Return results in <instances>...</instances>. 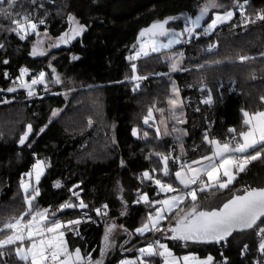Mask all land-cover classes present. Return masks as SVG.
<instances>
[{
    "label": "trees",
    "instance_id": "1",
    "mask_svg": "<svg viewBox=\"0 0 264 264\" xmlns=\"http://www.w3.org/2000/svg\"><path fill=\"white\" fill-rule=\"evenodd\" d=\"M218 2L236 12L234 21L211 33L210 38L202 37L189 45L184 43L182 71L175 75L170 74L161 55L138 61L129 57L136 53L141 30L168 17H179L170 21L169 29L180 32L184 28V16L194 18L205 0H36L35 4L31 0H18L16 10L29 14L37 23L43 19L45 23L38 24V31L53 39L70 29L69 15L87 26L70 49H56L37 59L31 57L36 34L21 40L7 31L10 21L0 16V44L4 45L0 49V89L3 90L0 101L28 95L23 87L5 79L6 71L13 77L21 68L32 73L43 71L53 90L49 96L0 103V226L27 209L25 196L31 197L34 192L25 194L21 182L39 159L49 161L50 167L36 187L40 194L33 201L34 209L48 208L50 213L56 210L57 218L67 222L78 219L81 209L59 212V205L66 201L78 204L82 199L88 205L85 210L92 214H96L95 208L108 205L106 210L111 216L100 227L84 226L81 238L68 234L72 251L80 248L83 255L92 253L93 264L97 260H102V264H119L125 257L138 258L139 249L154 242L150 233L142 237L135 231L147 217L136 205L137 197L147 193L154 199L155 178L167 182L180 170L181 163L211 155L213 146L204 140L206 132L209 140L228 141L233 135L229 129L235 128L237 134L246 130L243 112L264 111V21L256 18L264 11V0H248L246 4L239 0L246 8L245 17L255 21L246 26L239 21V9L232 7L234 0ZM224 10L212 11L223 13ZM211 16L210 12L206 22H210ZM237 26L240 28L235 29ZM182 39L186 42L187 36ZM209 45L217 48L209 50ZM73 56L79 59L73 60ZM241 56L249 59L241 61ZM4 60L9 62L5 64ZM133 64L136 73L132 71ZM134 75L147 79L134 80ZM57 76L60 83L55 82ZM171 79L178 83L187 115L185 157L179 155L174 139L156 134L155 111L167 108ZM64 84L74 85L69 100L59 91V86ZM13 86L17 90L9 93L7 89ZM209 94L212 103L204 104L202 101ZM150 109L152 117L145 124ZM54 110L61 111L57 118L52 115ZM29 124L33 131L25 144L20 145V137ZM45 125L47 128L40 133ZM134 128L136 136L132 135ZM144 132L148 133L147 137ZM158 154L169 156L168 177L163 175V162ZM145 171L153 176L152 181L143 177ZM57 182L60 187H56ZM262 187L264 159L251 162L223 193L229 199L246 188ZM191 207L192 203L187 202L175 213L182 215ZM176 218L172 215L171 220H166L164 230ZM111 223L126 232L119 233V238L101 257L104 233ZM261 239L255 229L235 234L221 245L182 244L173 239L164 242L178 256L194 255L204 260L211 255L213 264H224L225 260L227 264H257V261L264 264V256L258 250ZM244 245H248L247 251ZM0 259L4 264H26L15 255V246L5 249ZM145 259L149 264L162 263L157 257Z\"/></svg>",
    "mask_w": 264,
    "mask_h": 264
},
{
    "label": "snow or ice",
    "instance_id": "2",
    "mask_svg": "<svg viewBox=\"0 0 264 264\" xmlns=\"http://www.w3.org/2000/svg\"><path fill=\"white\" fill-rule=\"evenodd\" d=\"M33 4L36 0H31ZM245 4L248 0H244ZM18 0H0V16L9 20L10 24L7 31L15 33L21 40L26 39L30 33H35L39 37L38 24H44L45 21L40 19L38 23L32 19L29 14L18 12L17 9ZM41 7L43 5L41 4ZM233 8L241 9L240 16L242 17L241 23L245 26L249 23H255L251 17H245L243 4L239 3V0H234ZM225 9L223 13L219 11L213 12L214 9ZM210 22H206V26L202 24L205 21V17L209 16ZM236 12L227 5L221 4L218 0H205V3L199 7V12L193 18V16H184V28L182 31L177 32L170 30L166 27L170 21L179 19V17H168L163 21L154 22L149 28L141 30L139 36L144 37L146 34L149 36L147 45L141 44L140 51L135 53V56L129 57L130 60L137 59L143 54L148 55L145 50L146 47H150L152 52L159 51L160 49H171L173 45L181 43V38L187 36V42H191L193 38H199L197 29L203 27V34L209 35L213 33L216 28L221 25L232 21ZM260 21H264V11L257 14L256 17ZM68 20L75 25L70 29V32H64L58 41L52 46L58 47L60 43L67 44L76 37L81 36L86 30L87 26L79 23L72 15L68 16ZM47 35V33H45ZM159 37H167V43L158 42ZM43 41L37 40L33 45L31 55H45V51L39 50L38 46ZM215 47V45H209V50ZM4 48L3 44H0V49ZM183 57V53L179 54ZM73 60L79 59V57L73 56ZM241 61L249 59L247 56H241ZM171 65L173 71L177 70L180 63L179 60H175ZM9 61L4 60L3 63L7 64ZM27 68L20 69V76L17 77L21 81L20 86L28 90V96H33L34 92L32 86L44 83L45 72L41 71L38 76L31 80V83L23 81V77L28 74ZM55 68H52V72L55 73ZM133 73H136V65H132ZM7 78V73H5ZM134 80L147 79L146 76L134 75ZM56 83H60L59 76L56 77ZM15 84V81L13 82ZM139 87V85H137ZM17 89L15 86L9 87L7 91L9 93L15 92ZM0 91H3L0 89ZM173 91L179 95L178 90L173 87ZM264 99V98H262ZM204 104H211L212 97L209 94L208 98L202 101ZM0 103H9L8 100L0 101ZM171 105H177L178 100L170 99L168 101ZM163 111V110H161ZM199 111V109H197ZM53 116L57 115V110L52 112ZM245 117L243 123L246 126V130H241L237 134L235 128L229 129L232 133L230 140L221 142L220 140H209V135L206 132L204 134V140L209 144L214 145V149L211 155H205L199 160H193L191 164L181 163L180 170L175 171V179L178 181V186H174L171 182H164L161 178H153L148 171L143 172V177L152 181L154 179L155 185L158 186L160 193L173 195L168 196L165 199H156L149 201L147 193L142 194V199L145 203L154 205V212H149L147 216V223L142 224L141 227L135 229L136 233L144 235L148 232L153 234L156 232L162 235H167L161 226V222L164 220H171L172 215H176L174 224H169L167 232L171 233V239L183 241L186 244L188 242L193 243H211L220 242L226 240L228 237L236 231H243L246 229H257L258 235L261 236V242L259 243L258 250L262 256H264V227L260 225L264 224V187L262 188H246L242 194H235L229 198L220 207L211 208L209 210H200L196 204L198 199V193L205 192L206 189L216 187L217 189H228L230 185L237 179L239 173L245 172L247 166L256 160L264 159V111H258L255 113L243 112ZM152 117L151 109L148 112V116L145 117L144 123L148 124L149 118ZM184 120H179V123H184ZM51 123V120L49 121ZM47 125L40 129V133H43ZM33 131L31 124L27 125V131L20 137V145H24L29 135ZM173 131H179L173 129ZM157 136L160 135V130H156ZM186 135V133H183ZM132 135H137V129L132 130ZM147 137L148 133L143 134ZM238 136V138H237ZM179 139V137H178ZM234 142V143H233ZM183 151V149H181ZM160 155V154H158ZM160 159L163 162V175L168 177L170 175L169 170V156L160 155ZM207 162V163H205ZM123 164V161L121 162ZM193 165H196L193 167ZM44 161L37 159L33 165L35 170V178L37 183L40 180L43 171ZM153 171H156L153 169ZM190 173V174H189ZM25 175L31 176L32 173H26ZM206 175L207 180L203 177ZM57 183L56 187H59ZM21 187L25 193H28L29 184L21 182ZM39 195V191H35V195L31 197L25 196V203L27 209L21 213L19 217H12L5 221L0 226V258L4 256V250L15 246V255L21 261H25L26 264H93L91 256L89 255L87 260L81 254L80 248H75L74 253L68 248L67 242L64 238L65 232L62 229L67 226H72L73 230L76 225H79L81 219L68 220L62 222L57 218V211L45 208L38 210L33 208V201L36 196ZM73 195L78 196L77 193ZM190 197L192 202L191 209L180 215L174 212L180 204ZM139 202V201H138ZM81 210L87 209L88 205L84 203L82 199L79 203H73L66 201L59 205V212H64L68 209ZM107 204L101 206V208H95L94 211L97 216L107 215ZM123 214V213H122ZM30 217V219H29ZM89 219H91L89 217ZM115 227H108L105 230L103 241L104 247L101 249L100 255L104 256L105 251L111 247L112 230ZM25 241L29 242L27 248L22 247ZM19 242V243H18ZM158 245V247H156ZM248 245H244V250L247 251ZM141 257L155 256L157 254L161 256L171 257L166 261V264H180V259L173 256L168 250L167 245L160 243V240H155L152 244H148L146 247L139 249ZM183 264H213L214 258L209 255L204 260H199L195 256H184L182 258ZM0 264H4L0 259ZM95 264H102V260L95 261ZM120 264H136L134 261L122 260ZM141 264L143 261L141 260ZM227 264V261H224ZM259 264V261H257Z\"/></svg>",
    "mask_w": 264,
    "mask_h": 264
},
{
    "label": "crops",
    "instance_id": "3",
    "mask_svg": "<svg viewBox=\"0 0 264 264\" xmlns=\"http://www.w3.org/2000/svg\"><path fill=\"white\" fill-rule=\"evenodd\" d=\"M207 19H208V16L205 17V21H203L202 23L205 24ZM147 39H149V37L145 38V40H147ZM158 39L160 41H163V43H167V39L168 38L164 37V38H158ZM184 43H185L184 40L181 38V43L173 45V47L171 49H160L159 51L152 52L151 48H148L146 50L148 52V55L147 56H142V58L140 57V59H137V60H142V59L148 58V57H150L152 55H161L162 60L164 61V63L168 65V68L170 70V74L171 75L178 74V73H180L182 71V66H183V62H184V59H185L184 52H183V49H182V47L184 46ZM180 53H183V57H181L179 55ZM173 58L175 60H179L180 61L179 65H178V68L175 71H173L172 68H171L172 63L174 62ZM170 83H171V86H170V97H169L168 101L170 99H176V100H178V104L174 106V105L169 104L168 101H167V108L166 109H157L155 111L156 116H157V129L160 130V135L161 136H163L165 138L174 139L178 143V146H179L178 147L179 155L181 157H185L186 156V151H185V147H184V142L188 138V132L185 129V126L187 124V115H186V112L184 110V102H183V99H182L181 92H180V89H179L177 81L175 79H171ZM174 86L179 92L178 96L173 91V87ZM161 110H163V111H161ZM181 119L184 120L185 122L184 123H179V120H181ZM173 129H177L179 131H173ZM183 133H186V135L183 134ZM178 137H179V139H178ZM212 146H213V149H214L215 146L214 145H212ZM181 149H183V151ZM44 163H45L46 171H47V169L50 167V163H49V161H47V162L44 161ZM191 163L192 162L186 163V164H191ZM205 163H207V162H205ZM195 166L196 165H193V167H195ZM33 171H34V169L31 170V172H33ZM46 171H45L43 177L45 176ZM205 177H206V175H205ZM40 182H39V184H40ZM167 182H171V183H173L174 186H178V181H176L175 175H174L173 179H171V180H169ZM57 183H59V182H57ZM57 183H56V185H57ZM39 184H37V186ZM59 185H60V183H59ZM232 185H230V186H232ZM37 186H33L31 191L34 192V190H36ZM155 186L157 188V193H156V196L154 197V200H156V199H161L162 200V199L168 198V196H170V195H173L172 193H169V194L160 193L158 186L157 185H155ZM226 190L227 189H217V188L213 189V187L209 188V189H206L205 192L198 193V199H197L196 202H199L204 197H211V196H213L215 194H225L223 192H225ZM37 198H38V196H37ZM227 200H228V196H227V194H225L223 196L222 200H220V202L218 201L214 205H210L211 207H206L205 204H200L199 208H200V210H209L211 208L220 207ZM187 202H191V199L188 198L182 204H186ZM151 210H153V212H154V206H153V208ZM146 216H148V215H146ZM156 234H157L158 237H160V233H156ZM146 235H140V236L144 237ZM154 238H155V240H157L156 237H154ZM91 254L92 253L85 254V256H84L85 259L87 260L88 256L89 255L91 256ZM190 256H194V255H190Z\"/></svg>",
    "mask_w": 264,
    "mask_h": 264
},
{
    "label": "rangeland",
    "instance_id": "4",
    "mask_svg": "<svg viewBox=\"0 0 264 264\" xmlns=\"http://www.w3.org/2000/svg\"><path fill=\"white\" fill-rule=\"evenodd\" d=\"M235 16H236V15H234L232 21H230V22H228V23H225V24H221V25H219L213 33H215L217 30L223 28L224 26H227V25L231 24V23L234 21ZM78 22H79V21H78ZM72 27H75V25L72 24V23L70 22V29H71ZM70 29H69L68 32H70ZM37 31H38V29H37ZM38 32H39V31H38ZM45 33H46V32H40V33H39V37L36 35V36H35V39H34V43H33V45L36 44V42H37L38 39L41 40V41H43V43H42L41 45L38 46V51H39V50H43V51H45L46 54L43 55V56H41V55H37V56H33V55H31V57L34 58V59H37V58H43V57L47 56L48 54H50L52 51H54V50H56V49H62V47H65V45H67V46H68L67 48L70 49L75 43H77V42L80 40V38H81V36H82V35H81V36L76 37V39L71 40V41H70L69 43H67V44L60 43L58 47H54V46H52V45L55 44V43L58 41V39H53V38H51L48 34L45 35ZM213 33H212V34H213ZM34 35H35V33H30V34L27 36V38H26L25 40H27L28 38H30V37H32V36H34ZM148 41H149V39L143 41L142 43H139L136 52L140 51L141 44H145V45H147ZM158 42H162V43H163V41H160L159 39H158ZM32 48H33V46H32ZM148 48H150V47H146L145 50H147ZM31 52H32V50H31ZM134 56H135V54H134ZM142 56H144V55L141 54L140 57L142 58ZM140 57H138L137 59H140ZM137 59H134V60H135V61H138ZM59 88H60L59 91H60L62 97H63L65 100H69V99L72 97V94H73V92H74V85L70 84L69 86H66V84H64V85H60ZM54 93H55V92H54ZM60 113H61V111L58 110V111H57V115L54 116V117L57 118V116H59ZM244 119H245V117H244ZM45 171H46V166H45V163H44L43 171H42V174H41V177H40L39 182L41 181V179H42V177H43ZM30 173H32V175H31V176H28V175H27L26 178L23 180V183L29 184V190H28V193H25L24 190H23V188H22V190H23V192H24L25 194H29V192H31L33 186H37V184H39V182L37 183L36 178H35V170H34L33 172H30ZM240 174H241V173H239V174L237 175V178L239 177ZM215 188H216V187H213V189H215ZM36 190H37V188H36ZM36 190H34V195H35V191H36ZM39 194H40V193H39ZM224 195H225V194H215V195H213V196H211V197H204V198H202L199 202H196V204H197L198 206H199L200 204H205L206 207H211L210 205H214V204L217 203L218 201L220 202V200H222V198H223ZM38 196H39V195H38ZM36 198H37V196H36ZM191 203H192V202H191ZM184 205H185V204H180L179 207H178L177 209H174V212H175L176 210L180 209V207L183 208ZM188 211H189V210H188ZM188 211H186V212H188ZM186 212H185V213H186ZM50 218H51V214H50ZM29 219H30V217H29ZM59 219H60L62 222H64L61 218H59ZM147 222H148V221H147V217H146L144 220H142V221L140 222V227L142 226V224L147 223ZM165 222H166V220H164V221L161 222V226H162V228L164 227ZM113 225H115V223H111V224H109L108 227H112ZM70 227H72V226H67V225H66V228H65V229H62V231L65 232V236H64V238H65V240H66V242H67V245H68L69 250H70L71 252L74 253V250L72 251V250L70 249V246H69V243H68V239H67V236H68V230H67V229L70 228ZM108 227H107V228H108ZM167 228H168V227H167ZM167 228L164 230L165 233H166L167 235L165 236V235H162V234L160 233V237H161V238L158 237L157 234H156V233H159V232H156V233H154V234H152V232H148V233H146V234H149V233H150V234L152 235L153 238L156 237V239H159L160 242H161L162 244L167 245L168 250L173 254V256L176 257V258H179V259H180V264H183V260H182V258H183L184 256H186V255H184V256H178V255H175L174 252H173V251L170 249V247L168 246V244L164 242V240H171V238H170V237H171V233H168V232H167ZM163 229H164V228H163ZM122 232H126L125 229H122V228L117 227V226L115 225V227H114L113 230H112V240H111V244H113V241H114V240L116 241V240L119 238V233L122 234ZM146 234H144V235H146ZM131 238H132V235L130 236V240H131ZM260 238H261V237H260ZM132 239H133V238H132ZM18 243H19V242H18ZM28 246H29V242H28V241H25L24 244L22 245V247H25V248H27ZM145 247H146V246H145ZM107 251H108V249H107L105 252H107ZM81 254H82V251H81ZM82 256H85V255H82ZM187 256H190V255H187ZM148 257H157L158 259L161 260L162 264H166V261L171 259V257L161 256V255L157 254V255H155V256H147V255H145L144 257H141V255H139V257H138V258H135V259H134V258H133V259H132V258H127V259H126V257H125V259H123V260L134 261V262H136V264H141V260H142V261H143V264H149V262L145 259V258H148ZM196 258H197V257H196ZM18 259H19V258H18ZM198 259H199V258H198ZM199 260H201V259H199ZM20 261H21V260H20ZM23 262H25V261H23ZM119 264H120V263H119Z\"/></svg>",
    "mask_w": 264,
    "mask_h": 264
},
{
    "label": "built area",
    "instance_id": "5",
    "mask_svg": "<svg viewBox=\"0 0 264 264\" xmlns=\"http://www.w3.org/2000/svg\"><path fill=\"white\" fill-rule=\"evenodd\" d=\"M244 12H245V16H246V8L244 6V8L242 9ZM240 11L241 9L238 10V18H239V21L241 22L242 21V17L240 16ZM240 27L237 26L235 29H239ZM199 35V38H193L191 40V42H185L186 45H189L192 43V41H195V40H198L202 37H206V38H210L211 34L209 35H204L203 34V28L202 30L197 33ZM217 48V46L215 47V49ZM5 73H7V78L5 77ZM39 73H32V72H29L28 71V74H26L22 79L24 82L26 83H31V80L33 78H35L36 76H38ZM20 76V71L19 73L17 74V76L13 77L8 71L4 72V77L6 80H9L11 81L12 84H14L13 82L15 81V84L14 85H17V86H20V83L21 81L17 79V77ZM21 87V86H20ZM52 88L47 84V81L46 79L44 78V83H41V84H37V85H34V89H33V92H34V95L33 96H26L25 98H21V96H17L15 99L13 100H10L9 98H6L5 100H8L9 103H5V104H11V103H14V102H19V101H27V100H32V99H35V98H40V97H44V96H49L52 94ZM30 169L32 170L33 167H30ZM204 180H207V178L204 176L203 177ZM190 198V197H189ZM154 199H150L149 198V201H153ZM139 201V202H138ZM136 205L137 206H140L145 212H146V215L149 214V212H151V209L153 208L154 205L150 204V203H145L142 199V195H139L136 199ZM102 211H107V215H100V216H97L96 214H92V213H89L88 211H86L85 209L84 210H81L80 211V217L78 219H81V223L79 225H76L74 227V230L72 227L68 228V234H71L73 235L75 238H81L83 236L82 234V230H83V227L84 226H87V225H93L95 227H100L101 224L106 221L108 218H110V213L108 212V210H102ZM89 217L91 219H89ZM260 227H264L260 225ZM257 230V235H258V228L256 229ZM259 237H261L260 235H258ZM161 243V242H160ZM182 243V242H180ZM184 244V243H182ZM158 247V245L156 246ZM162 264V263H161Z\"/></svg>",
    "mask_w": 264,
    "mask_h": 264
},
{
    "label": "water",
    "instance_id": "6",
    "mask_svg": "<svg viewBox=\"0 0 264 264\" xmlns=\"http://www.w3.org/2000/svg\"><path fill=\"white\" fill-rule=\"evenodd\" d=\"M207 21V20H206ZM171 24V22H169L168 25H166V27L169 29V25ZM204 25V23H202ZM201 29V28H200ZM200 29H197V32L200 30ZM149 37L147 34L144 36V37H138V43H142L145 38ZM159 38H164V37H159ZM34 89V86H32V90ZM24 90L28 91L27 89L24 88ZM255 229H246V230H243V231H236L232 234V236L228 237L226 240H223V241H220V242H211V243H193V242H188L187 244H193V245H199V246H209V245H221V244H224L226 242H228L235 234H241V233H246V232H250V231H253ZM178 241V240H177ZM179 242H182L184 244H186L185 242L183 241H179Z\"/></svg>",
    "mask_w": 264,
    "mask_h": 264
},
{
    "label": "flooded vegetation",
    "instance_id": "7",
    "mask_svg": "<svg viewBox=\"0 0 264 264\" xmlns=\"http://www.w3.org/2000/svg\"><path fill=\"white\" fill-rule=\"evenodd\" d=\"M69 31V30H68ZM66 47H68L67 45H65V47H62V48H66Z\"/></svg>",
    "mask_w": 264,
    "mask_h": 264
}]
</instances>
